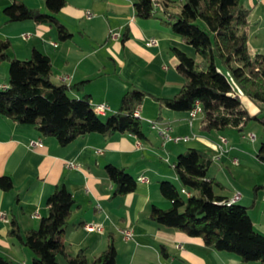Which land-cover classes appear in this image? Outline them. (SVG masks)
Listing matches in <instances>:
<instances>
[{
	"label": "crops",
	"instance_id": "1",
	"mask_svg": "<svg viewBox=\"0 0 264 264\" xmlns=\"http://www.w3.org/2000/svg\"><path fill=\"white\" fill-rule=\"evenodd\" d=\"M64 1L55 17L71 37L60 40L51 24L8 22L4 16V9L15 2L47 13L45 0H0V39L10 42L9 56L24 61L33 49L46 55L52 81L68 86L82 84L71 96L87 95L94 109L104 105L103 113L95 110L102 121L118 111L126 91H144L146 96L136 109L143 137L127 132L110 137L93 133L61 147L52 138H41L35 126L0 116V176H8L13 182L10 191L0 190V257L10 264H31L30 249L8 236L11 220L17 222L21 234L36 229L48 214L46 199L63 183L76 202L63 236L71 256L84 249L91 260L112 241L114 264H260L244 263L234 254L205 246L200 238L160 227L147 218L151 206L162 210L171 207L158 185L169 181L180 189L173 169L176 158L187 149H197L212 158L207 180L215 182L214 195L227 201L239 194L236 203L247 208L254 229L264 235V163L257 158L264 132L259 123L249 121L239 129L204 132L201 114L190 124L188 112L169 110L157 100L177 95L184 83L172 49L199 61L194 49L165 24L174 21L182 0H169L166 5L158 1L148 19L135 16V0ZM240 3L250 11L246 28L250 55H264V0ZM114 32L118 33L115 38L111 36ZM8 70L9 63L1 62L0 86H7ZM239 99L250 116L264 117V105L242 95ZM151 122L170 137L187 136L188 140L164 142L151 129ZM38 140L41 146L30 145ZM107 165L123 168L131 175L135 190L115 195ZM185 192L188 197L193 195ZM85 224L101 225L102 231L87 232ZM124 230H132L130 241H124ZM57 261L65 263L61 256Z\"/></svg>",
	"mask_w": 264,
	"mask_h": 264
},
{
	"label": "trees",
	"instance_id": "2",
	"mask_svg": "<svg viewBox=\"0 0 264 264\" xmlns=\"http://www.w3.org/2000/svg\"><path fill=\"white\" fill-rule=\"evenodd\" d=\"M162 1L165 5L169 0ZM160 4V3H159ZM47 13L12 3L4 9L8 22L34 21L54 26L58 38L71 37L55 15L64 7V0H45ZM135 16L148 19L154 15L152 0H135ZM250 11L240 0H182L173 22H165L171 33L194 49L196 61L183 52L172 49L178 60L177 71L184 83L180 92L171 98H157L160 105L176 112H188L195 101L202 109L201 130L224 131L242 128L256 121L264 132V117L250 116L243 109L238 95L257 105H264V55L251 56L247 43ZM10 42L0 39V63L8 62L7 86L0 88V116L21 125L35 126L41 138H52L59 146L67 147L78 137L100 134L110 137L116 133H130L142 138V126L134 112L146 93L138 89L126 91L118 111L102 121L87 95L71 94L81 90L82 84L68 86L52 81L49 58L33 49L29 59L20 61L9 56ZM234 94V96H231ZM257 158L264 163V143ZM211 156L202 150L187 149L177 156L173 166L180 189L169 181H162L158 189L171 202L167 210L151 206L148 220L160 227L178 229L192 238H200L204 245L220 252L236 255L244 263L264 264V235L257 232L247 208L214 195V181L207 180ZM106 173L115 185V195L135 190L136 182L123 168L106 166ZM13 182L0 176V190L10 191ZM181 190L197 191L198 196H183ZM75 200L65 185H58L46 199L48 214L39 220L38 227L21 234L17 222L11 220L8 236L19 241L33 254L31 264H114L116 249L110 241L107 247L89 260L84 249L69 255L63 243ZM164 251V249H162ZM0 264L10 262L0 257Z\"/></svg>",
	"mask_w": 264,
	"mask_h": 264
},
{
	"label": "built area",
	"instance_id": "3",
	"mask_svg": "<svg viewBox=\"0 0 264 264\" xmlns=\"http://www.w3.org/2000/svg\"><path fill=\"white\" fill-rule=\"evenodd\" d=\"M153 2V6L157 7V1L156 0H152ZM89 16V15H88ZM118 33H112L111 36L112 37H117ZM154 42H150V44H153ZM0 88H5V86H0ZM232 96H234V94H231ZM241 95H238V97L240 98ZM106 107L104 105H100L96 107V112L97 113H103L105 111ZM202 113V109H201V105L199 103V101H195L192 108L188 111V115H189V123L191 124V122L193 120H195L200 114ZM134 116L137 118L138 117V113L137 111L134 112ZM150 127L153 130H156L159 135L161 136V138L163 139L164 142L167 141H171L174 143H178V142H185L188 140L187 136H177V137H170L166 130L161 129L157 126V124L155 122H151L150 123ZM248 137L250 138V140L254 139V135L253 134H248ZM222 141H224V139H221ZM30 145L33 147H38L41 146V141H31ZM70 167H74V165H70ZM139 180H145L144 178H140ZM182 194H186L185 190H181ZM239 199V194H235L230 200H228L226 202L227 205H231L233 203H236ZM84 229L87 232H101L102 231V226L101 225H97V224H85ZM123 235V239L124 241H130L132 239V230H124L121 232Z\"/></svg>",
	"mask_w": 264,
	"mask_h": 264
},
{
	"label": "rangeland",
	"instance_id": "4",
	"mask_svg": "<svg viewBox=\"0 0 264 264\" xmlns=\"http://www.w3.org/2000/svg\"><path fill=\"white\" fill-rule=\"evenodd\" d=\"M177 4H179V2L177 1ZM248 136V135H247ZM250 139V138H249ZM262 140L260 139L258 142H261ZM175 185H177V183H175ZM179 186V185H177ZM193 195H197L196 191H190ZM184 197L186 196V194L183 195ZM59 258V257H58Z\"/></svg>",
	"mask_w": 264,
	"mask_h": 264
},
{
	"label": "water",
	"instance_id": "5",
	"mask_svg": "<svg viewBox=\"0 0 264 264\" xmlns=\"http://www.w3.org/2000/svg\"><path fill=\"white\" fill-rule=\"evenodd\" d=\"M232 96V95H231Z\"/></svg>",
	"mask_w": 264,
	"mask_h": 264
}]
</instances>
